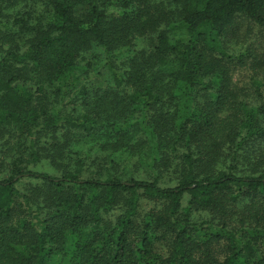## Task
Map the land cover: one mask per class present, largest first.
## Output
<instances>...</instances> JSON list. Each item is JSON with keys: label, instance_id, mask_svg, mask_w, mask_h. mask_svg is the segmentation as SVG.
I'll return each mask as SVG.
<instances>
[{"label": "trees", "instance_id": "trees-1", "mask_svg": "<svg viewBox=\"0 0 264 264\" xmlns=\"http://www.w3.org/2000/svg\"><path fill=\"white\" fill-rule=\"evenodd\" d=\"M159 1L0 0V264H264L263 62L236 95L224 41L264 0Z\"/></svg>", "mask_w": 264, "mask_h": 264}, {"label": "rangeland", "instance_id": "rangeland-1", "mask_svg": "<svg viewBox=\"0 0 264 264\" xmlns=\"http://www.w3.org/2000/svg\"><path fill=\"white\" fill-rule=\"evenodd\" d=\"M135 8L136 7L134 6L130 7L128 12L135 11ZM113 14H115V12H113ZM224 41L229 52L232 54H238L244 50H247L250 54H256L255 61L251 58L248 59L245 64V68L236 67V70L232 75L233 87L235 89L234 93L236 95L241 97L246 95V93H249L255 96L251 83V77L254 74L259 75L258 68H256L257 65L254 66L253 62L262 60L263 66L261 68L264 70V58H260L258 55L262 54L264 56V26H259L246 17L240 16L230 34L224 38ZM137 46L141 48V43H138L136 47H133L134 52L137 50ZM4 48H6V46H4ZM130 48L132 50V47ZM102 64L103 59L99 56L97 50L92 49L84 54L80 60L79 67L88 71L86 83L90 85V92L87 93L88 98L85 99H83L84 97L76 94V92H72L68 99H66L65 105L63 106L67 113L72 112L77 108L80 111L85 110L86 107H89L92 110L94 108L95 95L103 97L107 92L111 91L110 81L108 80L106 71L101 68ZM259 79H261V75ZM45 98L46 106L51 107L55 103L56 99L54 98L51 90L48 88H46ZM250 98L255 99V97L252 96ZM57 103L58 102H56V105ZM41 168L49 173L55 172L51 165H48L45 162Z\"/></svg>", "mask_w": 264, "mask_h": 264}]
</instances>
